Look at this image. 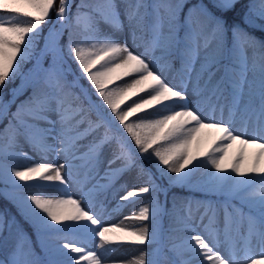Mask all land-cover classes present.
Masks as SVG:
<instances>
[{"label": "snow or ice", "instance_id": "6c2138e0", "mask_svg": "<svg viewBox=\"0 0 264 264\" xmlns=\"http://www.w3.org/2000/svg\"><path fill=\"white\" fill-rule=\"evenodd\" d=\"M0 185L31 229L0 211V264H102L88 237L143 246L115 264H264V0H3ZM144 194L145 226L102 218Z\"/></svg>", "mask_w": 264, "mask_h": 264}, {"label": "rangeland", "instance_id": "374dc122", "mask_svg": "<svg viewBox=\"0 0 264 264\" xmlns=\"http://www.w3.org/2000/svg\"><path fill=\"white\" fill-rule=\"evenodd\" d=\"M2 2H3V0H0V3H2ZM23 10L26 11L28 9L24 8ZM20 19H26V18L21 17ZM30 62L31 61H29L28 63L25 64V68H28L31 66ZM122 107H126V105L122 106ZM172 110H178L177 106L173 105V106H170L169 108H163V109H159L158 111H154L152 113V118H154V119L162 118V116L164 114H169ZM139 115L140 114H138V116ZM132 119L134 120V122L136 121V118H132ZM214 136H215V134L209 132L208 130H204L198 134L197 140L200 141L201 153L208 152L211 149V147H214V145H213ZM235 146H239V145H235ZM236 150H234V146H233V148L229 149V158L230 159L233 155H235ZM249 151L252 152L255 150L251 149ZM36 159H39V157H37ZM16 163L18 166L26 164V163L20 162L19 159L16 161ZM147 166L151 167V165H147ZM197 178H199V177H197ZM19 183L25 185V188L23 189L24 193H27L28 195H32V194L39 195L42 198L61 199V198H65L66 196L76 197V196L80 195V190H81L80 187L77 186V183H73L67 191H65L63 186L59 185L58 183H55V182L43 183V182H40L38 179L36 181H32V182H19ZM134 183H139V182H134ZM129 186L132 187V186H134V184L130 183ZM258 186L259 185L257 183L256 185H254V188H258ZM208 195L216 196L217 198L220 199L219 202H222L221 198H225V199L227 198L224 195H217V194H208ZM137 198L138 197L133 198V201H135ZM8 201H10V200H8ZM147 201H143L142 204H144V205L148 204ZM12 204L15 205L14 203H12ZM15 207L17 208L16 205H15ZM115 207H116V203H115V201H113L108 213L102 217L103 219L106 217L112 218V221L107 222V223L116 224L119 220L120 221H126V224L129 226V229H138L141 226L146 225V222H142V221L130 218L132 215H138L139 210H140L139 208H135L134 206H127L126 207L124 204H122L119 209L113 211L112 209H115ZM20 215L25 220V218L23 217V215L21 213H20ZM163 223L165 225L167 224V218L166 217L164 218ZM96 241H97L96 242L97 244H96L95 248H98V250L96 251L95 248L93 250L96 251L99 256L106 254V256L110 257L113 254L116 257V259H118V260L119 259H127L128 257H131L132 259H136L138 257V254H139V247H143V246H130L127 244L122 245L120 247L108 246V245L101 246L98 239ZM164 242L165 243L173 242V243L177 244L178 246H183L185 243V238H184L182 233H177L173 237H168L167 234H165ZM183 258L186 259L188 257L186 255ZM107 259H108V257H107ZM102 264H106V261L103 260Z\"/></svg>", "mask_w": 264, "mask_h": 264}, {"label": "trees", "instance_id": "16d2710c", "mask_svg": "<svg viewBox=\"0 0 264 264\" xmlns=\"http://www.w3.org/2000/svg\"><path fill=\"white\" fill-rule=\"evenodd\" d=\"M53 20H54V18H53ZM48 27H49V25H47V24L44 26L45 32L47 31ZM42 43L43 42L40 41L38 43V47L42 46ZM30 65H31V62H30ZM81 82L87 88L89 87L86 80H81ZM16 83H19V80H17ZM9 87H12V85H10ZM94 99H95V97H94ZM25 163L27 164V161H25ZM0 187H3V185H0ZM173 191L181 192L183 190L182 189H173ZM196 195L199 198H203L204 197V194H201V193H197ZM208 198L211 199L212 197L208 196ZM159 199L162 201L163 200V195H161L159 197ZM136 204L138 205L139 208L145 207V206L139 205V203H136ZM149 207H150V211H151V206H149ZM5 210L7 212H9L11 215L15 216L16 219L20 222V224L29 232V234H31V229H30L28 223L20 215L19 210L10 201L5 200L2 196H0V211H5Z\"/></svg>", "mask_w": 264, "mask_h": 264}, {"label": "bare ground", "instance_id": "6f19581e", "mask_svg": "<svg viewBox=\"0 0 264 264\" xmlns=\"http://www.w3.org/2000/svg\"><path fill=\"white\" fill-rule=\"evenodd\" d=\"M236 127H237V130H239V124L238 125H236ZM209 131V130H208ZM249 135H252L253 133H252V130H251V128L249 129V133H248ZM212 148V147H211ZM237 148H239V146H234V150H236ZM105 219V221L106 222H110V221H112V218L111 217H106V218H104ZM116 225L117 226H123V227H125V228H127V229H129V226L126 224V221H118L117 223H116ZM98 238H92V237H88L86 240H85V246H86V248H90V249H94L95 248V246H96V240H97ZM95 250L97 251L98 250V248H95ZM100 257H102V261L104 260V261H106V264H115V262L118 260V259H116V257L112 254L110 257L109 256H106V254H103V255H100ZM107 257H108V259H107ZM89 264H91V262H89Z\"/></svg>", "mask_w": 264, "mask_h": 264}]
</instances>
